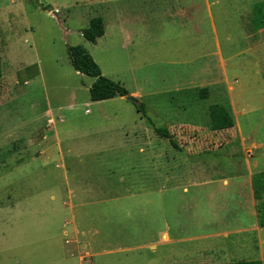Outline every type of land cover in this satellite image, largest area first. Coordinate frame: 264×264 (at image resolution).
<instances>
[{
    "label": "rangeland",
    "instance_id": "rangeland-1",
    "mask_svg": "<svg viewBox=\"0 0 264 264\" xmlns=\"http://www.w3.org/2000/svg\"><path fill=\"white\" fill-rule=\"evenodd\" d=\"M257 1L181 0L174 6L186 11L169 15L172 0H0V264H79L70 203L99 212L76 236L109 250L100 264H264V227L250 228L251 176L238 186L243 200L230 180L209 183L208 197L198 185L123 196L151 182L147 152L133 144L159 137L157 126L197 163L193 180L200 163L215 179L264 169V22L250 16ZM95 16L105 31L91 43L81 31ZM122 27L133 33L124 47ZM75 44L103 75L137 91L148 115L124 96L91 100L94 78L69 61ZM212 103L231 110L233 127L210 128ZM72 184L92 192L90 204H75ZM111 191L122 194L110 200ZM163 222L176 241L153 249Z\"/></svg>",
    "mask_w": 264,
    "mask_h": 264
},
{
    "label": "crops",
    "instance_id": "crops-1",
    "mask_svg": "<svg viewBox=\"0 0 264 264\" xmlns=\"http://www.w3.org/2000/svg\"><path fill=\"white\" fill-rule=\"evenodd\" d=\"M177 2L179 3L181 2V0H172V2L169 3L170 6L168 7V10H166V12L169 15H172L173 13H175V9L177 7L180 13L181 11H186V6L181 7L180 6L181 4H179L178 6H174L175 3ZM123 29L124 27L120 29L122 33L125 32ZM135 30L137 32L138 28ZM132 35L133 33H130V31L128 32L126 31L124 35L122 34V38L125 43V45L124 44L122 45L123 47L128 45L129 39L132 38ZM176 90H180V89H176ZM131 93L138 98L140 97L137 91H131ZM146 113L148 115L149 113L148 108L146 109ZM140 114H141V119L144 118L145 115H143V113L141 112ZM146 119L150 120V118H147V117ZM146 119L143 123L141 122L139 124L144 129L143 134H145V131H146V135L147 134L149 135V131L152 128H150L151 124H148L149 122ZM134 132L135 131H133V134ZM142 137L143 138H140L142 141L138 142V144L135 143L133 145H139L137 146L138 147L137 152L139 153L147 152L148 153V155H146L147 154L146 153L145 155H141V156H144V158L147 159L146 161H149L151 163V171H152L151 182L150 184H147V183L144 184L142 183V181H139L136 184L137 187H132L134 189L129 188L127 190H124L123 196L131 197L143 191H150L154 197V195H156L155 194L156 192L159 195L161 192H163V190H167V191L181 190V192H187L192 186L198 185L200 187L202 186L206 187V190H204L206 191L205 197H208L209 195V192H207L208 184L214 182L215 180L219 181L221 186L225 184L227 185L228 180L233 181V183L237 185V191L240 195V191L242 188L238 186H242V182H244L246 178L250 183V176L252 173L251 171L248 172L247 174L244 173L241 175L240 173L234 176H229V177L221 176L220 179H217V178L215 179L213 176L208 174L207 168L202 167L201 163L198 164L199 165V178L197 177L198 179L197 180L196 177H194V180H193L192 172L195 171L193 168L194 167L193 163L195 162H193L190 155L185 154V151H184L185 148H182V145L178 143L172 144L173 141L171 142V139H170L171 137L166 138L160 135L159 137H154V135H152L151 137L149 136L146 137L145 135H142ZM128 145L131 146V144H128ZM241 146H242V149L244 150L243 143ZM138 176H139V179L142 180L143 175L140 174ZM239 177L241 179L237 181ZM233 179H235V181ZM69 193L73 195V199L76 201L75 204L79 206L88 205L91 203V199H93L92 192H89L88 189L80 190L77 186H74V184H72V187L69 189ZM120 194H122V192L111 191L110 194H107V195L109 196V199L111 200L113 198L119 197ZM207 199L208 198H205V200ZM240 199L243 200L241 195H240ZM153 200H155V198H153ZM156 203H159V202H156ZM70 204H72L71 208L76 218V222L73 221L72 219V221L74 222L72 223V226H73L72 232H74V235H75L73 236V238L76 237L75 246L77 247L78 250L75 253L78 255L79 264L84 262L86 258L92 259L91 264H100L99 261L96 259V257L99 256L100 254L107 253L109 250L101 249L100 247H97V245H95L93 242H87L84 244L80 242L76 236L78 235V233L80 234L85 233L83 227H91V226L98 224L95 215H97L99 212L94 211V212H80L79 213L80 209L76 210L75 209L76 206L74 205V203H70ZM245 206H246L245 204L242 205V207H245ZM252 213L253 215H255V210H253ZM170 227L171 226L169 225V223L163 222V228L162 230L158 231V237L153 239V241H151L152 242L151 247H153V249L157 245L169 244L170 242L176 241L177 237L175 236V234H172L171 236ZM260 227H264V226H259L254 216V220L250 228L260 230ZM246 229H249V228L247 227Z\"/></svg>",
    "mask_w": 264,
    "mask_h": 264
},
{
    "label": "trees",
    "instance_id": "trees-1",
    "mask_svg": "<svg viewBox=\"0 0 264 264\" xmlns=\"http://www.w3.org/2000/svg\"><path fill=\"white\" fill-rule=\"evenodd\" d=\"M250 16L253 21L264 22V1H257L252 5ZM104 31L102 17L95 16L89 20L88 25L82 29L81 34L87 41L95 43L104 34ZM68 56L71 66L76 71L94 78L88 88L91 100H105L129 94L123 84L102 74L100 66L83 45H70L68 47ZM1 75L0 50V77ZM207 93V87H202L199 91V97L206 98ZM137 110L143 114L146 113L145 105L142 102L137 104ZM208 117L212 130L227 129L234 125L231 110L221 103H212L208 106ZM155 131L166 138L171 136L167 128L164 127H155ZM251 188L255 201L257 224L264 226V169L252 173ZM224 264H262V262L260 260H237Z\"/></svg>",
    "mask_w": 264,
    "mask_h": 264
},
{
    "label": "water",
    "instance_id": "water-1",
    "mask_svg": "<svg viewBox=\"0 0 264 264\" xmlns=\"http://www.w3.org/2000/svg\"><path fill=\"white\" fill-rule=\"evenodd\" d=\"M124 98L128 99V100H131V101H133L135 103H138V100L131 94L125 95Z\"/></svg>",
    "mask_w": 264,
    "mask_h": 264
}]
</instances>
